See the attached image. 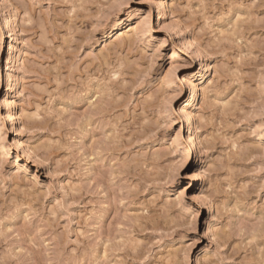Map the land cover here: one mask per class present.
Segmentation results:
<instances>
[{"label":"rangeland","instance_id":"obj_1","mask_svg":"<svg viewBox=\"0 0 264 264\" xmlns=\"http://www.w3.org/2000/svg\"><path fill=\"white\" fill-rule=\"evenodd\" d=\"M0 264H264V0H0Z\"/></svg>","mask_w":264,"mask_h":264},{"label":"bare ground","instance_id":"obj_2","mask_svg":"<svg viewBox=\"0 0 264 264\" xmlns=\"http://www.w3.org/2000/svg\"><path fill=\"white\" fill-rule=\"evenodd\" d=\"M15 18H16V14L15 13H13L11 16H10V20H9V22H11L12 23V21L14 20L15 21ZM8 24V23H7ZM10 24V23H9ZM132 28L130 27V29L129 30H131ZM173 56L175 55V51H173ZM197 58L194 56V55H192L191 57H190V65H195V60H196ZM27 153V152H26ZM25 153V154H26ZM30 154V153H29ZM27 156H29V155H27Z\"/></svg>","mask_w":264,"mask_h":264}]
</instances>
